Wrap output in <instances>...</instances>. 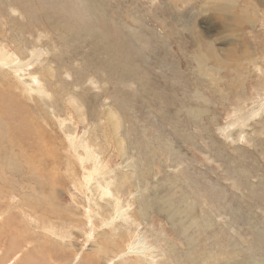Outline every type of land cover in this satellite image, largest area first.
Here are the masks:
<instances>
[{"label":"rangeland","instance_id":"obj_1","mask_svg":"<svg viewBox=\"0 0 264 264\" xmlns=\"http://www.w3.org/2000/svg\"><path fill=\"white\" fill-rule=\"evenodd\" d=\"M230 1L0 0V264H264V0Z\"/></svg>","mask_w":264,"mask_h":264},{"label":"bare ground","instance_id":"obj_2","mask_svg":"<svg viewBox=\"0 0 264 264\" xmlns=\"http://www.w3.org/2000/svg\"><path fill=\"white\" fill-rule=\"evenodd\" d=\"M220 1V0H219ZM219 4V3H218ZM221 6H222V8L223 9H226V8H228L229 9V7L231 6V1L230 0H221ZM205 55V54H204ZM198 57V65H200V68H201V71H204V72H208L207 71V69H208V67H207V69L204 67L205 66V61L207 62V59H205V58H203L202 56H201V54L200 55H198L197 56ZM2 57H0V59H1ZM4 60V59H3ZM6 60V59H5ZM197 60V59H196ZM212 70V69H211ZM206 74V73H205ZM214 76V75H213ZM214 79V78H213ZM195 110V109H194ZM110 124V123H109ZM193 139V138H192ZM118 203V202H117ZM116 204V203H115ZM119 205V204H118ZM164 205L165 206H168V208H170L171 210H170V212H169V215L170 216H173V214H174V210H173V207H174V205H173V202H171V201H164ZM176 215V214H175ZM199 217V216H198ZM208 222V221H207ZM208 226V225H207ZM114 243V242H113ZM146 250L147 251H152V250H149V247H146ZM188 255H189V253H188ZM196 261H197V259H195L194 260V264H196ZM154 263V262H153ZM190 263V262H189ZM190 264H192V263H190ZM202 264H206V262H203ZM216 264V263H215Z\"/></svg>","mask_w":264,"mask_h":264}]
</instances>
